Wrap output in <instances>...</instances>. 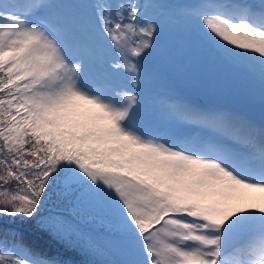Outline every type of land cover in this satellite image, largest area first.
Returning <instances> with one entry per match:
<instances>
[{"label": "snow or ice", "instance_id": "snow-or-ice-1", "mask_svg": "<svg viewBox=\"0 0 264 264\" xmlns=\"http://www.w3.org/2000/svg\"><path fill=\"white\" fill-rule=\"evenodd\" d=\"M176 26L237 106L153 95ZM0 264H264V0H0Z\"/></svg>", "mask_w": 264, "mask_h": 264}, {"label": "rangeland", "instance_id": "rangeland-1", "mask_svg": "<svg viewBox=\"0 0 264 264\" xmlns=\"http://www.w3.org/2000/svg\"><path fill=\"white\" fill-rule=\"evenodd\" d=\"M178 28L181 29L183 27L178 26ZM183 31L184 29L177 33L175 31L170 32V30H166L165 32H170L171 37L175 39L176 48H170L167 56H163L160 53L153 62H156L155 65L160 67L168 68L172 74L165 78L166 86L163 90L164 94L153 92V95L158 98H171V96H176L194 99L193 96H196V94H208L207 83H212L215 88L213 98L217 102L226 105L227 101L236 97L234 95L235 90L243 86L237 84L230 70L217 61L194 35L189 34L191 38H195L193 44L190 45L188 43L186 45L184 43L185 49L179 54L177 41L185 35ZM156 52L160 51L157 49ZM188 53L192 55L191 62L188 61L191 65L189 67L187 65V57H185ZM199 63L203 64L201 72L196 69V65ZM182 89L191 92L187 96Z\"/></svg>", "mask_w": 264, "mask_h": 264}, {"label": "water", "instance_id": "water-1", "mask_svg": "<svg viewBox=\"0 0 264 264\" xmlns=\"http://www.w3.org/2000/svg\"><path fill=\"white\" fill-rule=\"evenodd\" d=\"M238 103H239V101H230V102H229V105H230V106H237ZM256 107L258 108V104L256 105ZM256 107H254V110H256ZM254 110H253V111H254Z\"/></svg>", "mask_w": 264, "mask_h": 264}, {"label": "trees", "instance_id": "trees-1", "mask_svg": "<svg viewBox=\"0 0 264 264\" xmlns=\"http://www.w3.org/2000/svg\"><path fill=\"white\" fill-rule=\"evenodd\" d=\"M150 59H151V56L148 58V60H150ZM198 71H200L199 68H198ZM161 74H165V73L163 72V73H161ZM161 74H160V75H161Z\"/></svg>", "mask_w": 264, "mask_h": 264}]
</instances>
